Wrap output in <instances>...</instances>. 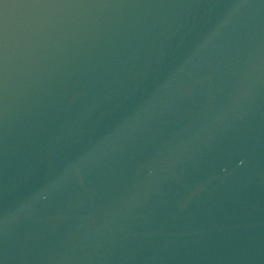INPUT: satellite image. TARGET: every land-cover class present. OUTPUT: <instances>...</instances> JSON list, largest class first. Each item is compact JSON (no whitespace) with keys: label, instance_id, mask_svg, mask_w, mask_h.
<instances>
[{"label":"water","instance_id":"obj_1","mask_svg":"<svg viewBox=\"0 0 264 264\" xmlns=\"http://www.w3.org/2000/svg\"><path fill=\"white\" fill-rule=\"evenodd\" d=\"M0 264H264V0H0Z\"/></svg>","mask_w":264,"mask_h":264}]
</instances>
